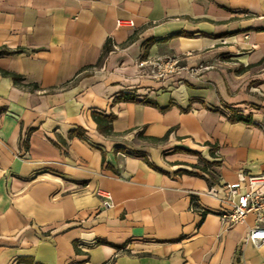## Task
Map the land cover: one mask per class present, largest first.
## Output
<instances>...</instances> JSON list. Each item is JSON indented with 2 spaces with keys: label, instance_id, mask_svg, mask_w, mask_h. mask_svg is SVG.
Here are the masks:
<instances>
[{
  "label": "crops",
  "instance_id": "obj_1",
  "mask_svg": "<svg viewBox=\"0 0 264 264\" xmlns=\"http://www.w3.org/2000/svg\"><path fill=\"white\" fill-rule=\"evenodd\" d=\"M0 47V264H264L219 214L264 173V0H0ZM173 53L211 67L137 65Z\"/></svg>",
  "mask_w": 264,
  "mask_h": 264
},
{
  "label": "built area",
  "instance_id": "obj_2",
  "mask_svg": "<svg viewBox=\"0 0 264 264\" xmlns=\"http://www.w3.org/2000/svg\"><path fill=\"white\" fill-rule=\"evenodd\" d=\"M117 25L130 26L132 21L117 20ZM137 65L140 68H148V74L156 79L180 72L198 75L210 68L209 65L202 63L189 66L183 63L180 55L176 53L140 58ZM262 186H264V173L246 175L245 189L241 193L235 192L234 184L224 183V193L230 207L219 213L226 228L243 222L248 214H252L254 224L249 228L244 240L256 247L264 245V191H261ZM106 203L109 204V202ZM196 212L202 215L204 209H196Z\"/></svg>",
  "mask_w": 264,
  "mask_h": 264
},
{
  "label": "trees",
  "instance_id": "obj_3",
  "mask_svg": "<svg viewBox=\"0 0 264 264\" xmlns=\"http://www.w3.org/2000/svg\"><path fill=\"white\" fill-rule=\"evenodd\" d=\"M109 50V47L107 46V44L104 46L102 55L105 54L107 51ZM18 52V50H10L7 47H0V56L2 55H9L12 53ZM0 74L2 76H6V77H10L12 79V82L14 84H18L21 83L23 80L22 75L17 74L13 71H9L6 69H3L0 67ZM30 86H32L33 88H37L36 83H30L28 84ZM92 118L94 120V122L96 123V128L99 132H101L102 134H111L112 133V121L115 118V115L113 113H109V114H103V113H99V112H94L92 114ZM231 120H241L244 122H248L249 119L248 118H243V117H234L231 116L230 117ZM77 131H81L79 128L76 129ZM74 131H70L69 135H72ZM105 242V241H102Z\"/></svg>",
  "mask_w": 264,
  "mask_h": 264
},
{
  "label": "rangeland",
  "instance_id": "obj_4",
  "mask_svg": "<svg viewBox=\"0 0 264 264\" xmlns=\"http://www.w3.org/2000/svg\"><path fill=\"white\" fill-rule=\"evenodd\" d=\"M145 58V57H144ZM210 66V65H209ZM211 67V66H210Z\"/></svg>",
  "mask_w": 264,
  "mask_h": 264
}]
</instances>
